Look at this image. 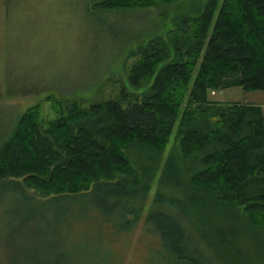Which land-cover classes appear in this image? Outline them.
Returning <instances> with one entry per match:
<instances>
[{"label":"trees","instance_id":"1","mask_svg":"<svg viewBox=\"0 0 264 264\" xmlns=\"http://www.w3.org/2000/svg\"><path fill=\"white\" fill-rule=\"evenodd\" d=\"M176 1L95 0L91 8L147 14ZM133 55L125 81L143 91L85 107L69 100L56 127L41 125L37 106L25 110L0 144V187L19 185L46 202L113 198L112 213L151 223L174 264H212L202 249L214 230L202 225L213 204L239 208L264 233L263 110L208 97L230 88L264 92V0H205L195 17H175L163 36L144 37ZM172 133L188 166L177 173L179 158H169L160 178L168 189L148 198L124 151L144 154V175ZM178 177L187 178L185 194ZM192 216L198 238L178 220Z\"/></svg>","mask_w":264,"mask_h":264},{"label":"rangeland","instance_id":"2","mask_svg":"<svg viewBox=\"0 0 264 264\" xmlns=\"http://www.w3.org/2000/svg\"><path fill=\"white\" fill-rule=\"evenodd\" d=\"M93 1L0 0V144L29 107H38L42 126L56 127L69 100L85 107L88 101L143 91L145 86L134 88L125 81L136 47L146 36H163L173 18L195 17L205 0H178L150 8L153 13L147 14L96 11ZM47 96L53 102L45 101ZM208 97L258 105L264 116V92L230 88L211 91ZM124 153L137 172L136 187L145 188L148 198L168 189L160 178L169 158H179L177 173L188 166L173 133L144 175L138 176L144 154L131 149ZM178 180L177 186L184 184L187 193V178ZM114 202L102 197L37 201L19 185L0 187V264H174L150 231L151 223L112 213ZM193 219L178 218L198 238L203 232ZM202 226L214 230L208 233L211 246L205 243L202 249L212 264H264V233L251 226L239 208L213 204Z\"/></svg>","mask_w":264,"mask_h":264}]
</instances>
